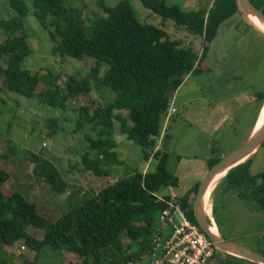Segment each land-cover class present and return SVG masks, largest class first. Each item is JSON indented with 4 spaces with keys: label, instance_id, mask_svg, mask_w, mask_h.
<instances>
[{
    "label": "trees",
    "instance_id": "obj_1",
    "mask_svg": "<svg viewBox=\"0 0 264 264\" xmlns=\"http://www.w3.org/2000/svg\"><path fill=\"white\" fill-rule=\"evenodd\" d=\"M6 1L17 16L0 23L8 31V37L0 42V89L38 98L48 106L56 105L55 99H58L60 107H64L78 95L89 93L93 87L106 88L115 94L111 102L97 106L91 114L88 106H80V114L86 115L96 133V138L86 137L88 150L80 159L83 170L96 177H113L109 167L122 162L113 138L114 121L118 123L120 133L141 148L144 160L151 156L156 164L153 171L124 170L122 178L114 177L113 182L53 222L41 215L36 204L21 193L4 192L3 185L9 173L0 167V246L11 248L20 242L24 248L37 252L47 245L75 255L77 260L69 264H117L108 252L117 248L121 237L126 236L130 240L125 250L126 261L131 257L138 258L150 248L158 215L172 199L170 188L178 186V178L167 169L166 135L162 137L163 148L156 149L170 99L188 74L207 67V51L220 26L240 14L235 0H211L206 10H183L176 5H167L165 0H140L152 13L163 19L171 18L177 27L201 36L206 42L201 52L179 47L181 42L170 40L163 29L141 23L129 0H120L114 7L100 0L105 16L93 22L89 36L85 35L72 9L63 4L64 0H30V5L28 0ZM250 1L256 7H262L264 12V0ZM28 15H33L43 28H51L53 54L94 59L87 76L82 79L69 76L60 92L54 83L56 77L47 74L54 87L45 85L44 89H37L46 75L39 76L22 67L24 59L32 53L22 31L24 18ZM17 29L21 32L15 35ZM103 63L108 66L100 78ZM255 97L262 103L264 92L255 93ZM3 157L0 154V159ZM30 157L35 174L52 191L57 194L69 192L68 181L62 178L52 162L32 153ZM251 159L230 169L212 189L210 199L216 225L218 203L215 196L218 191L222 197L234 191L239 198L255 201L264 211V171L250 174ZM219 160L220 156L210 151L207 169ZM198 183L187 194L175 198L193 223H196L193 201ZM30 227L34 230L33 235L28 231ZM222 255L256 264L216 251L217 264L222 261Z\"/></svg>",
    "mask_w": 264,
    "mask_h": 264
},
{
    "label": "rangeland",
    "instance_id": "obj_2",
    "mask_svg": "<svg viewBox=\"0 0 264 264\" xmlns=\"http://www.w3.org/2000/svg\"><path fill=\"white\" fill-rule=\"evenodd\" d=\"M99 1H63L75 13L86 36L90 35L93 22L105 16ZM103 1L114 7L120 0ZM129 2L141 23L163 29L170 40L181 42L179 47H190L201 52L206 45L201 36L190 33L184 27H177L171 18L163 19L152 13L140 0ZM165 3L183 10H206L210 7L211 0H165ZM16 16L7 1L0 0V23ZM235 19L237 22H234ZM3 25L0 26V42L8 37V31ZM49 29L51 28H43L33 15L24 18L22 31L27 36L32 53L24 59L22 67L39 76L46 75L37 89H44L45 85L54 87L47 78V74H52L56 77L54 83L61 92L69 76L74 75L78 79L87 76L94 65V59L53 54L51 50L54 41L49 35ZM20 32L17 29L14 34L18 35ZM210 60L216 70L207 65L200 72H192L176 89L169 102V107H173L175 111L168 120L164 117L161 138L156 141V149H162V135L167 136V169L171 174L175 176L178 169L195 171L185 177L180 175L182 186L172 189V192L179 195L185 186L198 183L202 172L200 169L208 168L206 159L210 151L216 152L221 159L242 147L249 138L248 133L257 109L252 105H242L226 121H221L223 114L218 104L232 102L236 96L240 94L242 97L246 92H264V33L255 28L246 16L236 14L234 20L220 26L212 41ZM107 66V63L102 64L100 78ZM114 96L106 88L93 87L89 93L80 94L71 103L60 107L58 99H55L56 105L48 106L38 98H27L0 89V154L4 155L0 159V167L9 173V178L3 185L4 192L21 193L36 204L41 215L53 222L61 214L113 182L114 177L123 175L124 170L153 171L156 161L151 156L149 160H144L141 148L120 133L115 121L113 138L118 158L122 162L109 167L113 177H96L83 170L80 159L88 150L86 137L96 138V133L86 115L80 114V106H88L91 114L97 106L111 102ZM123 113L127 115V112ZM31 153L49 160L58 168L62 178L69 183V192L55 193L35 174L34 164L30 160ZM262 171L264 144L249 164L250 174ZM215 198L218 203L216 226L220 234L264 257V211L255 201L239 198L234 191L224 197L218 191ZM208 201L211 203V199ZM173 217L175 221H179L177 214ZM28 231L33 235L31 227ZM129 244V238L122 236L119 246L108 252L109 256L117 264H145L148 250L138 258L131 257L126 261L125 250ZM21 245L17 242L11 248L0 246V264H26L27 260V264H69L77 260L66 249H53L44 245L36 252L26 247L22 250ZM217 257L212 258L210 264H217ZM219 264L247 263L222 255Z\"/></svg>",
    "mask_w": 264,
    "mask_h": 264
},
{
    "label": "built area",
    "instance_id": "obj_3",
    "mask_svg": "<svg viewBox=\"0 0 264 264\" xmlns=\"http://www.w3.org/2000/svg\"><path fill=\"white\" fill-rule=\"evenodd\" d=\"M174 111L173 107H168L165 118ZM171 196L168 206L158 215L156 229L151 233L147 264H210L216 248L198 225L186 217L175 196ZM210 205L211 215L207 220L209 226L213 227L216 224L212 215V203ZM174 214L179 217L178 222L175 221ZM20 248L25 249L23 246Z\"/></svg>",
    "mask_w": 264,
    "mask_h": 264
},
{
    "label": "water",
    "instance_id": "obj_4",
    "mask_svg": "<svg viewBox=\"0 0 264 264\" xmlns=\"http://www.w3.org/2000/svg\"><path fill=\"white\" fill-rule=\"evenodd\" d=\"M235 4L240 15L252 16L264 26V12L262 7H256L250 0H235ZM211 48L212 43H210L207 51L206 64L208 67L216 70L210 60ZM263 144L264 122L256 131H253L242 147L221 158L205 172L198 183L193 201V214L196 224L208 236L216 250L220 253H225L256 264H264V257L262 255L233 240L224 239L218 230L217 233L211 231L207 217L204 214L203 206L204 197L210 184L216 180L214 184L216 185L230 169L252 158Z\"/></svg>",
    "mask_w": 264,
    "mask_h": 264
},
{
    "label": "crops",
    "instance_id": "obj_5",
    "mask_svg": "<svg viewBox=\"0 0 264 264\" xmlns=\"http://www.w3.org/2000/svg\"><path fill=\"white\" fill-rule=\"evenodd\" d=\"M236 16V15H235ZM234 16V17H235ZM243 16V15H242ZM233 20H234V18H233ZM234 22H237V20L235 19V21ZM182 84V83H181ZM246 104H248L249 106H253L254 108H256L257 109V111L255 110V118H254V120H253V123H252V126L250 127V130H249V133H248V136H250L252 133H253V131L255 130V127H256V125H257V123H258V119H259V117H260V115H261V112H262V109H263V107H264V101L262 102V103H260L259 101H258V99L255 97V93H248V92H246V95H244V96H242V97H240V94L238 95V96H236L235 97V100L234 101H232V102H223V103H219L218 104V106L220 107V112L223 114V116H222V119H220L221 121H226L227 119H228V117L230 116V115H232L233 114V112L234 111H236L239 107H241L242 105H246ZM169 119V118H168ZM167 119V120H168ZM165 134H163L162 136H164ZM247 136V137H248ZM159 138H161V135H160V137ZM208 169H206V170H201L200 169V171H202L201 172V177H200V179L202 178V176L205 174V172L207 171ZM191 172H195L194 170H191V171H185V170H181V169H178V170H176V173H175V176L178 178V186L177 187H175L176 189H178V188H180L182 185H181V178H180V175L182 176V177H185L186 175H192V173ZM200 179H199V181H200ZM198 181V182H199ZM194 185H196L195 183L193 184H191V185H187V186H185L183 189H182V191L183 192H185V194H187L189 191H191L193 188H194ZM180 186V187H179ZM172 189L173 188H170V191H169V193H170V195H174L175 196V198H180V197H182L183 195H185V194H183V192H181L182 194H177V193H174V192H172ZM146 261H147V258L145 259Z\"/></svg>",
    "mask_w": 264,
    "mask_h": 264
},
{
    "label": "bare ground",
    "instance_id": "obj_6",
    "mask_svg": "<svg viewBox=\"0 0 264 264\" xmlns=\"http://www.w3.org/2000/svg\"><path fill=\"white\" fill-rule=\"evenodd\" d=\"M246 17L255 28H257L259 31L264 33V26L261 25L256 18H254L252 16H246ZM263 122H264V107L262 109L261 115L258 119V123H257L254 131H256L263 124ZM217 181H218V179H217ZM215 183H216V180H214L210 184V186L208 187V190L206 191L205 197H204L203 209H204V214L206 217H209L211 215V205H210L211 203L208 200L210 199L209 195H210L211 190L213 189L212 187L214 186ZM211 231L214 233H217V227L216 226L211 227Z\"/></svg>",
    "mask_w": 264,
    "mask_h": 264
},
{
    "label": "clouds",
    "instance_id": "obj_7",
    "mask_svg": "<svg viewBox=\"0 0 264 264\" xmlns=\"http://www.w3.org/2000/svg\"><path fill=\"white\" fill-rule=\"evenodd\" d=\"M218 230V229H217Z\"/></svg>",
    "mask_w": 264,
    "mask_h": 264
}]
</instances>
